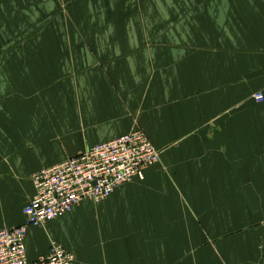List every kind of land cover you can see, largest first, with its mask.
Returning <instances> with one entry per match:
<instances>
[{
  "label": "crops",
  "instance_id": "1",
  "mask_svg": "<svg viewBox=\"0 0 264 264\" xmlns=\"http://www.w3.org/2000/svg\"><path fill=\"white\" fill-rule=\"evenodd\" d=\"M264 0H0V230L34 173L139 129L143 180L29 228L73 264H264Z\"/></svg>",
  "mask_w": 264,
  "mask_h": 264
},
{
  "label": "built area",
  "instance_id": "2",
  "mask_svg": "<svg viewBox=\"0 0 264 264\" xmlns=\"http://www.w3.org/2000/svg\"><path fill=\"white\" fill-rule=\"evenodd\" d=\"M263 99L261 93L254 96L257 103ZM160 153L145 133L136 129L34 173L31 183L35 193L22 208L24 223L0 230V264H73L74 256L55 242L45 256L29 262L25 244L28 229L44 227L83 201L102 202L118 187L143 180L145 171L159 161Z\"/></svg>",
  "mask_w": 264,
  "mask_h": 264
}]
</instances>
